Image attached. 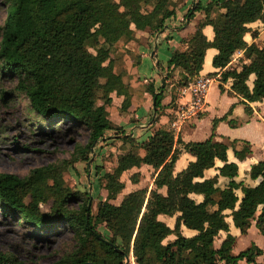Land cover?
Returning a JSON list of instances; mask_svg holds the SVG:
<instances>
[{
    "label": "trees",
    "instance_id": "trees-1",
    "mask_svg": "<svg viewBox=\"0 0 264 264\" xmlns=\"http://www.w3.org/2000/svg\"><path fill=\"white\" fill-rule=\"evenodd\" d=\"M4 2L7 15L0 28V78L15 86L14 91H0V95H23L37 120H67L75 129L88 133L87 142H76L69 158L34 168L23 177L0 173V206L4 211L40 232L52 233L63 224L61 228L72 233V250L54 264H260L257 258L263 250L256 245L233 253L236 237L230 233L229 219L243 235L257 220L256 226L264 236V161L252 165L248 173L255 183L261 179L258 184L239 181V166L228 159L229 146L214 140L217 124L227 116L214 121L213 135L203 142L186 143L176 138L172 123L181 88L200 75L210 48L218 51L213 66L220 70L222 92L231 81L227 93L243 98L247 114L252 113L250 103L264 101V45L257 42L260 32L249 28L256 22L264 26V0L196 3L186 17L191 20L200 14L202 18L194 34L183 41L186 49L174 52L162 67L160 86L150 81L144 91L126 84L123 73L116 71V61L122 58L117 47L134 40L137 31L158 33L168 26L177 15L170 8L172 0ZM207 26L213 27L212 41L204 34ZM249 33L254 39L251 44L245 40ZM241 51L244 63L240 69L230 67L232 57ZM125 54L132 53L126 49ZM251 75H255L252 89L247 84ZM169 88L171 123L156 127ZM114 92L124 96L125 110L134 103L143 104L145 93L152 95L154 133L149 140L138 143L136 134L131 135L110 119ZM116 142L123 152L116 166L93 168L99 189L107 191V197L98 199L94 206L93 196L71 188L65 175L73 169L84 171L92 185L93 154ZM138 149L144 151V156L137 154ZM183 151L195 160L176 174L175 166ZM233 152L244 161L251 146L242 142ZM109 157L112 160L113 154L103 158ZM217 161L223 162L219 174L207 177L206 171ZM143 165L155 170L154 187L130 192L115 204L126 187L122 175ZM220 177L229 180L224 188L219 186ZM139 178L136 172L130 180L137 184ZM193 195L202 200L197 201ZM44 204H50L49 211L42 210ZM160 216H177L175 226L171 228ZM183 227L197 234L186 237ZM222 232L226 237L217 248L215 240ZM170 236L174 240H168ZM0 264L24 263L11 254L0 253Z\"/></svg>",
    "mask_w": 264,
    "mask_h": 264
},
{
    "label": "crops",
    "instance_id": "crops-1",
    "mask_svg": "<svg viewBox=\"0 0 264 264\" xmlns=\"http://www.w3.org/2000/svg\"><path fill=\"white\" fill-rule=\"evenodd\" d=\"M209 1L217 0H172L171 9L176 10V16L168 21V26L164 27L158 33H151L149 31H137L134 40L130 41L127 45H120L117 47V51L121 54V59L116 61V71L122 72L124 75V82L130 85L137 91H144L147 83L155 82L157 86H160L161 80L164 77L162 67H165L172 54L176 51H183L186 49L184 40L192 36L196 30V25L198 21L202 18L200 14H197L194 19L189 20L186 17L189 10L195 7L196 3H202L203 5ZM253 31L257 30L260 35L264 31V26L260 22H256L249 25ZM262 29V30H261ZM204 34L209 41L214 39V30L212 26H207L204 29ZM254 39L251 33L247 34L245 40L251 44L249 41ZM129 50L131 55L125 54V50ZM123 53V54H122ZM218 51L214 48L207 50L203 70L200 75H210L214 77L220 76V70L214 68L213 59L217 55ZM244 52H239L233 56V61L231 66L240 69L241 65L244 63ZM137 62V63H136ZM255 81V75H251L247 84L250 89L253 88ZM232 82L229 81L224 85L225 92L220 90V81L217 80L210 88L207 96L206 110L197 119L186 122L182 127L175 129L176 138L180 137L182 141L188 142H203L209 139L213 135L214 121L220 120L227 116L226 120H221L216 126L214 140L224 142L229 146L228 159L230 162H235L239 166V177L237 180L245 181L247 184H256L249 177V171L252 165L264 161V101L250 103L252 108V113L247 114L244 104V100L239 96H229L227 93L231 87ZM162 85V84H161ZM171 88L165 95L163 100L164 112L161 114L156 127L169 126L171 123V114L173 113L172 103V93ZM112 105L109 108L110 119L113 123L127 129L130 131L131 135L136 134L137 142L143 143L149 140L153 135L154 129H152L151 124L153 121V116L155 115L154 100L152 95L145 93L146 101L143 104L134 103L129 109H122L124 96L118 95L116 92L112 93ZM188 101L187 97L179 96L175 101V105L178 107L185 104ZM242 142H247L251 146V152L244 161H239L233 152V148L240 147ZM117 142L111 147H104L100 153L94 155L90 164L91 171L95 172L93 168L95 166H104L105 170L116 166L118 157L123 154L119 151ZM116 145V146H115ZM111 152V153H110ZM113 154V164L109 165L107 161L103 160L104 156L108 157ZM137 154L144 156V151L141 149L137 150ZM195 158L186 152H182L179 159L177 160L175 166V173H180L183 171L190 162H193ZM110 166V167H108ZM223 166V162L217 161L216 166L208 171H206L207 177H212L219 174L218 168ZM103 170V171H105ZM152 166L143 165L140 168H133L126 171L121 180L128 187L127 182L124 181V176L130 174V177L134 173H139L140 178L137 184H134L130 180V185L135 186V189H131L128 192L124 190L114 201L115 204H120L124 196L130 192L146 189L140 186L142 177L146 176L147 173L152 175V186L154 187V172ZM98 180V179H97ZM229 180L225 177L219 178V186L224 188ZM98 186V182L94 181L92 183L94 189V195H99V191L104 193L107 197V191L105 189H98L95 191V186ZM137 186V187H136ZM126 189V187H125ZM149 189V190H150ZM166 193V189L162 190ZM239 196L242 197V193L238 192ZM197 201H201L202 197L198 195H193ZM103 199V200H104ZM260 208L258 216L261 214ZM257 216V218H258ZM176 217L160 216V219L164 221L168 226L173 228L176 224ZM256 221H253L251 228L246 234H241L240 230L237 229L232 219H229L230 223V233L236 237V244L233 248L234 254H239L241 251L249 248L252 245H256L263 250V254L257 258V262L264 264V236L259 231L256 226ZM183 234L186 237H193L197 233L196 231L182 228ZM226 233L222 232L220 236L215 240V246L218 248L222 241L225 239ZM174 236H170L168 240H174ZM219 264H224L220 262ZM238 264H248L246 261H240Z\"/></svg>",
    "mask_w": 264,
    "mask_h": 264
},
{
    "label": "rangeland",
    "instance_id": "rangeland-1",
    "mask_svg": "<svg viewBox=\"0 0 264 264\" xmlns=\"http://www.w3.org/2000/svg\"><path fill=\"white\" fill-rule=\"evenodd\" d=\"M6 15V4L4 0H0V28ZM248 39L252 42V39ZM257 42L264 45V31ZM14 86L13 82L0 78V91H14ZM30 119L37 122H30ZM87 139L88 133L85 130L75 129L67 120L53 119L46 122L43 119L37 120L29 110L23 95L16 92L12 95H0V173L26 176L34 168L69 158L75 143H86ZM104 160L109 165L113 164L110 157ZM87 174L73 169L66 173L65 179L71 188L90 193L95 206L98 199H104L105 194L99 191V195H94L93 185L88 182ZM91 176L93 183L96 182L95 172L91 171ZM152 180V175L147 173L142 177L140 186L150 189ZM124 181L128 184L126 192L135 189V186L130 185V174L124 176ZM97 189L96 184L95 191ZM49 209L50 204L42 205L43 211L47 212ZM20 222L19 217L4 211L0 206V253L11 254L19 262L54 264L74 246L72 233L65 227L61 228L63 224H59L60 229L49 233L40 232ZM101 232L107 233L105 228H101Z\"/></svg>",
    "mask_w": 264,
    "mask_h": 264
},
{
    "label": "built area",
    "instance_id": "built-area-1",
    "mask_svg": "<svg viewBox=\"0 0 264 264\" xmlns=\"http://www.w3.org/2000/svg\"><path fill=\"white\" fill-rule=\"evenodd\" d=\"M232 61L233 57L231 59V63ZM219 79L220 76L214 77L210 75H198L192 80V82L189 83V85L181 88L179 95L182 97H187L188 101L185 104L179 106L175 111L176 119L172 123V127L174 129L182 127L188 121L197 119L202 113L205 112L207 96L210 88Z\"/></svg>",
    "mask_w": 264,
    "mask_h": 264
},
{
    "label": "water",
    "instance_id": "water-1",
    "mask_svg": "<svg viewBox=\"0 0 264 264\" xmlns=\"http://www.w3.org/2000/svg\"><path fill=\"white\" fill-rule=\"evenodd\" d=\"M155 118V115L153 116V119ZM94 158V156L92 157V159ZM91 159V160H92ZM91 162V161H90ZM261 181V179H259L257 182H256V184H258L259 182Z\"/></svg>",
    "mask_w": 264,
    "mask_h": 264
}]
</instances>
